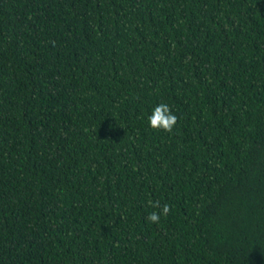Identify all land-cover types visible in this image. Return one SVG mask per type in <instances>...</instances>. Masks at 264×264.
<instances>
[{"label":"trees","instance_id":"1","mask_svg":"<svg viewBox=\"0 0 264 264\" xmlns=\"http://www.w3.org/2000/svg\"><path fill=\"white\" fill-rule=\"evenodd\" d=\"M0 264H264V0H0Z\"/></svg>","mask_w":264,"mask_h":264},{"label":"clouds","instance_id":"2","mask_svg":"<svg viewBox=\"0 0 264 264\" xmlns=\"http://www.w3.org/2000/svg\"><path fill=\"white\" fill-rule=\"evenodd\" d=\"M177 116L173 114L170 106L166 103H161L154 107L152 114L147 117L149 127L153 130H163L171 132L177 123ZM159 207V203L153 205ZM170 206L165 204L159 212L153 211L149 213L146 219L152 223H159L161 215L167 216L170 212Z\"/></svg>","mask_w":264,"mask_h":264}]
</instances>
